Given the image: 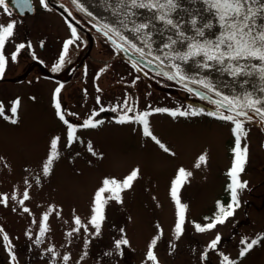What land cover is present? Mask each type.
I'll return each instance as SVG.
<instances>
[{
	"label": "rangeland",
	"instance_id": "374dc122",
	"mask_svg": "<svg viewBox=\"0 0 264 264\" xmlns=\"http://www.w3.org/2000/svg\"><path fill=\"white\" fill-rule=\"evenodd\" d=\"M54 1L68 4L66 0ZM33 2L37 7L42 6L40 0ZM10 21L13 19L0 6V24ZM57 23L58 18L47 13L16 22L14 36L6 43L9 62L0 78V101L4 103L5 115L11 116L8 111L11 101L16 98L21 101L16 117L18 123L12 124L0 116V194L11 196L16 191L19 198L25 188L24 181L27 179L32 185L31 199L25 203L32 215L22 213L15 201L10 200L9 207L0 205V227L10 237L16 264L53 262V254L46 251L48 247H54L60 254L54 264H63L61 257L65 254H71L68 264H151L145 254L150 241L157 236L154 251L159 264H221V255H228L237 264H264V239L245 257L239 258L242 239L250 242L264 236V125L254 119L244 123L247 136L241 135V147L248 146V157L240 179L247 181L248 186L239 190L240 203L234 215L211 231L197 232L194 225L210 222L205 217L214 216L220 196L224 205L231 201L227 172L234 159V125L207 115L215 112L216 105L187 91L183 84L169 80L159 67L127 56L125 50L121 52L110 40H105L109 48L97 41L81 70L69 83L65 97L59 95L58 99L61 110L73 125L82 124L94 112L98 113L95 120L100 123L94 129L78 128L77 142L70 148L65 147L66 126L56 116L54 97L48 93L52 84L40 81L32 85L34 80L31 79L37 72L32 61L40 56L38 41L55 44L57 50V38L66 35L55 30L53 25ZM86 25L95 36V28ZM21 43L26 47L12 61L11 53ZM81 48H76L73 55L77 57ZM130 61L136 62L135 66ZM29 68L31 77L19 80ZM44 86L47 90H42ZM83 87L87 88L85 92ZM125 103L134 106L136 113L151 112L157 107L189 113L175 117L153 113L148 117L150 130L176 153L175 156L164 153L154 141L143 136L140 124L117 122L126 111ZM101 108L105 110L100 111ZM193 110L199 114L191 115ZM53 136L62 137L60 156L52 174L43 177L42 161ZM89 143L95 155L88 151ZM201 154L206 155V163L196 168L194 165ZM179 167L193 175L178 190L181 203L187 207L183 231L177 238L174 231L176 205L170 188ZM133 168L141 170L139 178L132 189L122 194V204L108 201L99 235L89 226L88 233L82 229L79 234L68 237L66 233L74 226L73 214L87 222L92 196L102 180L123 178ZM36 176L41 178L40 186L34 182ZM49 205H54L60 215L53 213L49 217L51 230L37 246L33 241L38 234V223L33 224L32 220L39 222ZM12 207H17V211L13 212ZM120 229H124V233ZM27 231L31 232L32 239L26 236ZM216 234L221 236L217 250L209 251L208 260H202L201 254ZM122 235L130 243L116 250L114 240ZM85 251L88 255L81 260ZM109 252L111 255H106ZM0 264H10L2 238Z\"/></svg>",
	"mask_w": 264,
	"mask_h": 264
},
{
	"label": "snow or ice",
	"instance_id": "6c2138e0",
	"mask_svg": "<svg viewBox=\"0 0 264 264\" xmlns=\"http://www.w3.org/2000/svg\"><path fill=\"white\" fill-rule=\"evenodd\" d=\"M129 2L133 8L156 10L158 13V19L162 23L168 25L171 29L177 30V36L179 39L177 40L169 37L168 42L163 45L165 49L169 50L165 59L171 61L169 67L174 70L171 74L165 72L164 75L167 76L169 80L181 82L187 91L194 92L198 96L202 94L195 91V89L188 87L189 83L201 85L213 92L216 96L221 97L218 100L211 101L216 105V110L215 112H208L207 115L215 116L217 119L231 122L234 125L232 128V132L235 135V146L232 150L234 153V159L231 168L227 172V175L230 178L227 190H230L231 201L227 205H223L217 201V212L213 217H205V220H209L210 222L204 225L199 223L194 225L197 232L204 233L211 231L215 229L218 224L225 223L229 217L234 215L235 209L239 207L240 203L239 190L248 186L247 181H242L240 179V174L244 171V166L247 163L248 157V146L244 145L241 147V135L247 136V132L244 129V123L246 120L252 121L255 116H258L261 124H264V96H256L251 91H244L240 95H234L231 97L224 95L206 79H194L187 75L182 68V64L196 61L197 58H200L198 64L204 69H209L213 64H217L223 66L222 70H226L232 77L258 75L259 80L262 82L259 91L264 93V0H204V3L207 5V10L213 17H215V22L218 26L219 35L215 39L205 38V30H211L214 26L211 21H205L202 25L197 26V19H190L188 23L191 25L194 33V35L191 36L181 30L180 23L174 21V19L170 17V12L177 7L176 0H129ZM15 3L17 8L22 11L31 8L30 0H15ZM40 4L44 8L49 7L47 0H40ZM0 6H3L5 14L9 16L11 15L7 0H0ZM149 26L150 25L147 22L134 23V27L131 31L135 34H140L146 29H149ZM15 27V21H10L6 25L0 24V78H3L6 66L9 62V58L6 55V43L10 42L11 38L14 36ZM97 30L105 37L109 36V32L116 31L108 25H104L102 29ZM116 34L121 36V39L125 40V43H128L132 50L139 53L141 58L144 57L145 53L143 48H139L134 42L128 41V39L123 37L119 32H116ZM78 39L79 36L76 28L71 27V38L64 41L61 54L59 55L57 62L54 63L51 71L59 72L61 70L66 63L69 48L74 45L75 41ZM144 43L149 49H151L152 45L148 43L147 40H145ZM178 44H182L184 47H176ZM25 47L26 45L23 43L17 45L16 51L11 53L10 59L15 61L19 51ZM117 47L122 51L124 50L123 44H118ZM148 55H151V52H149ZM155 59L160 60L161 64L164 63V60H161L159 56H156ZM177 61H179V63H177ZM253 61L256 63H251ZM135 63L136 62H134V66ZM148 63L151 64L152 61L149 60ZM243 83H248L247 79H245ZM62 88L63 85L61 84L54 90L55 114L66 126L64 146L70 148L77 142L78 128L94 129L98 126L100 121L95 120V116L98 115V113L94 112L92 117L85 119L82 124L73 125L66 118L65 112L61 110V103L58 97ZM202 98L206 97L202 96ZM97 102L99 103V98L97 99ZM20 103L21 101L19 98L11 101L9 108L11 116H6L4 103L0 101V116H4V118L9 120L12 124L18 123L16 117ZM149 108H151V106H149ZM125 109V113L117 120L118 123L140 124L142 126L141 131L143 136L154 141L164 153L171 156L176 155L175 152L162 143L161 140H159L150 130L148 117L153 113H168L173 117L177 115L185 116L189 114L188 112L179 110L172 111L168 108L157 107L152 109L151 112L143 111L136 113L135 107H130L127 103H125ZM221 109H223V111H221ZM104 110L105 109L103 108L100 109V111ZM112 110L116 111L115 108ZM128 113L136 114L129 116ZM190 114L197 115L199 112L193 110ZM70 115H75V113H71ZM61 142V136H53L50 139L46 158L42 161L41 166L43 177H48L52 174L53 165L60 156ZM87 147L89 152L93 155L96 154L90 143ZM203 163H206L205 154H201L198 157L194 166L200 168ZM140 174L141 170L139 168H133L123 178L105 177L92 196L90 203V216L87 218V222H83L79 215L73 214L72 224L74 226L70 228L66 235L68 237H73L74 234H79L82 229L85 233H88L89 226L95 230V235H99L102 223L105 219L104 212L108 201L114 200L117 203L122 204V194L133 188V184L139 178ZM192 175L193 173L191 171L186 170L184 167H179L175 178L171 182L170 195L176 205L177 221L175 223L174 231L177 238H179L183 231L187 207L181 203L178 196V190L187 178ZM34 182L37 186H40V176L34 177ZM24 184L25 188L22 193H19V198L16 191H14L11 196L6 193L0 194V205L9 207V201H15L22 213L32 215L31 209L25 206L26 201L31 199L29 189L32 185L27 179L24 181ZM11 210L16 212L17 207H12ZM53 213L57 216L60 215L54 205H49L48 210L42 213L39 222L35 219L32 220L33 224L38 223V234L33 241L37 246L44 242V237L51 230L49 217ZM73 213H75V210H73ZM65 223H67V221H65ZM120 232L124 233V229H120ZM25 234L29 239H32L30 231H27ZM0 238H2L4 247L9 253L10 264H16V255L12 250L13 246L10 237L3 227H0ZM158 239L159 236L154 237L150 241L145 254L146 261L151 262V264H159L158 257L154 251ZM262 239H264V236H258L257 238L251 239L250 242L246 239H242L240 243L243 247L239 250V258L242 259L245 257L246 254L251 251L254 246L258 245ZM220 242L221 236L216 234L208 243L205 252L201 254V259H207L208 252L215 251ZM87 243L88 241L86 239L85 248H87ZM129 243V240L122 235L120 238L114 240V248L116 250H121L122 246H127ZM46 251L53 254L54 264L55 258L60 254L55 251L54 247H48ZM87 255L88 253L85 251L80 259L83 260ZM106 255H111V253H106ZM61 259L63 264H68V261L71 259V254H65ZM221 264H237V261L230 259L228 255H223Z\"/></svg>",
	"mask_w": 264,
	"mask_h": 264
},
{
	"label": "water",
	"instance_id": "95a60500",
	"mask_svg": "<svg viewBox=\"0 0 264 264\" xmlns=\"http://www.w3.org/2000/svg\"><path fill=\"white\" fill-rule=\"evenodd\" d=\"M78 10L89 17L94 22L98 23L102 27L108 25L114 28L116 31L111 32L113 35L121 39L116 32H119L123 37H126L128 41L134 42L139 48L144 49V56L153 60L163 69L169 72L174 70L169 67L171 61L166 60L165 56L169 52L163 45L168 42V38L179 39L177 36V30L171 29L168 25L162 23L158 19V13L156 10H149L147 8H133L130 5L129 0H69ZM48 4L54 7L53 2L47 0ZM177 7L170 12V17L174 21L179 22L181 30L186 32L189 36L194 35L191 25L188 21L192 18L197 19L198 25H202L205 21L213 22V28L211 30H205L207 39H215L219 35L218 26L215 22V17L207 10V5L204 0H176ZM8 7L13 9L19 15L31 14L33 12L32 1L30 0L31 8L21 10L17 8L15 0H7ZM58 9L56 6L54 7ZM147 22L149 23V29H146L140 34H135L131 31L134 27V23ZM124 43L125 40L121 39ZM152 45L151 49L147 47L144 41ZM128 46L129 44L126 43ZM178 48H183L182 44L176 45ZM151 52V55L148 53ZM159 56L164 63L161 64L160 60H156L155 57ZM197 58L196 61H191L186 64H182L184 72L194 79H206L215 88L224 95L234 96L240 95L244 91H251L256 96H264V93L259 91L262 82L259 80L258 75L248 77H232L226 70H222L223 66L213 64L209 69H204L199 66ZM179 63V61H177ZM244 63V62H241ZM251 63H256L255 61ZM247 79L248 83H243ZM188 87L194 89L210 100H218L221 97L216 96L213 92L202 87L198 84H188ZM259 120L258 116H255ZM260 121V120H259Z\"/></svg>",
	"mask_w": 264,
	"mask_h": 264
},
{
	"label": "flooded vegetation",
	"instance_id": "af4514ba",
	"mask_svg": "<svg viewBox=\"0 0 264 264\" xmlns=\"http://www.w3.org/2000/svg\"><path fill=\"white\" fill-rule=\"evenodd\" d=\"M58 5L61 7V9L66 14H64L63 12H61L59 10L51 8L50 6L48 8L44 9L43 6L38 8L35 5L34 6V13L30 16H19V15L15 14L10 9H9V12L11 13V15L10 16L8 15V17H11L13 19V21H15V22L25 21L26 19H29L32 16H36V15H39L41 13L52 14L58 18L57 25H53V27L57 31L65 32L66 35L61 37V38H57V40L59 41V45H58L57 50H55L56 49L55 44L48 43V45H45L43 41H38V51H40V56H38L37 58H34L32 61V65L37 72L34 75V77L32 78L29 75V72L31 70V68H29L23 72L21 79H19V80H22L23 78L27 79V78L31 77V79L34 80L32 85H34L40 81L49 82L50 84H52V86H51V88L50 87L48 88V90H49L48 93H52L53 97H54V90L61 84L63 85V88L61 89L60 95L61 96L65 95V92H67V88L69 86V83L75 78L78 71L81 70V67H82L84 61H86V59L88 58L89 51L91 50L94 42L99 41V42H102L106 48L110 47L109 43L105 42V40H107V37L103 36L100 31L95 29V31H96L95 36H92L90 34L91 29L86 24H88V25H93V24L89 19L84 17L82 15V13L77 11L71 5L60 4V3ZM2 8H3V6H2ZM68 16L74 22H77L79 24V26L82 27V29H80V28L77 29L72 23H70L68 18H67ZM2 24H4V22ZM71 27L76 28L79 39L76 40L74 45H72L69 48V51H68V54L66 57L65 65L61 68V70L59 72H53V71H51V69H52L54 63L57 62L58 57L61 54L64 41L71 38ZM111 41L113 44H115L116 48H118L117 47L118 44H121V42L119 40L115 39L114 37H112ZM78 47H80V48L82 47V48L80 49L81 51H79V54L76 57L73 55V53H74L75 49ZM132 64H134V63H132ZM62 71L65 73L64 75L60 74V72H62ZM32 80H29V82H31ZM45 89H46V86H44V88H42V90H45ZM82 90L85 92L87 90V88L83 87ZM220 258L223 259V256L221 255ZM49 264H53V262H49Z\"/></svg>",
	"mask_w": 264,
	"mask_h": 264
},
{
	"label": "trees",
	"instance_id": "16d2710c",
	"mask_svg": "<svg viewBox=\"0 0 264 264\" xmlns=\"http://www.w3.org/2000/svg\"><path fill=\"white\" fill-rule=\"evenodd\" d=\"M222 202H223V199H222V201H221V204H222Z\"/></svg>",
	"mask_w": 264,
	"mask_h": 264
}]
</instances>
